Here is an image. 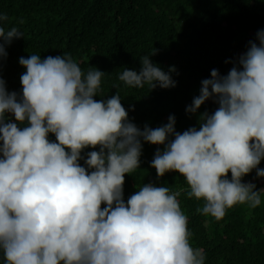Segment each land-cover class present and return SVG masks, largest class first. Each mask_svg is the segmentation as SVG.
<instances>
[{
	"label": "clouds",
	"instance_id": "clouds-1",
	"mask_svg": "<svg viewBox=\"0 0 264 264\" xmlns=\"http://www.w3.org/2000/svg\"><path fill=\"white\" fill-rule=\"evenodd\" d=\"M7 20L0 13V24ZM21 37L18 27L0 26V60ZM156 51L118 80L137 89L176 87L177 68L153 62ZM225 63L233 65L227 74L213 68L185 108L199 126L180 132L174 114L155 128L134 123L119 83L110 98L95 99L106 74L96 67L85 74L67 54L21 56L22 90L8 91L0 77L3 264H205L203 249L191 244L179 191L148 182L125 201L124 184L150 143L163 145L150 162L157 179L182 175L187 197L204 201L198 213L220 220L238 204L261 205L264 188L243 178L253 170L264 178V28ZM209 100L216 109L199 112Z\"/></svg>",
	"mask_w": 264,
	"mask_h": 264
},
{
	"label": "trees",
	"instance_id": "trees-1",
	"mask_svg": "<svg viewBox=\"0 0 264 264\" xmlns=\"http://www.w3.org/2000/svg\"><path fill=\"white\" fill-rule=\"evenodd\" d=\"M0 13L8 16L0 26H16L24 33L7 48V59L0 60V77L8 91L22 90L20 76L26 69L19 64L21 56L67 54L85 74L93 67L106 72L101 96L95 99L110 98L117 92L113 83H119L125 109L134 105L129 111L134 123L155 128L174 114L180 132L199 126L197 115L186 114L185 108L199 95L201 80L210 78L213 68L227 74L233 65L225 61L244 52L264 28V0H0ZM154 49L153 62L165 70L177 68L176 87L137 89L118 80L124 68L139 70L140 57ZM217 106L209 100L198 111L213 112ZM49 137L55 140L54 134ZM157 147L163 149L145 143L140 168L125 174V201L144 183L164 184L181 193L191 244L203 249L205 264H264V196L254 209L238 204L220 220L206 217L196 211L204 201L187 197L182 175L173 171L157 179L150 166ZM259 167L264 168V160ZM243 179L264 188V178H256L255 170Z\"/></svg>",
	"mask_w": 264,
	"mask_h": 264
}]
</instances>
